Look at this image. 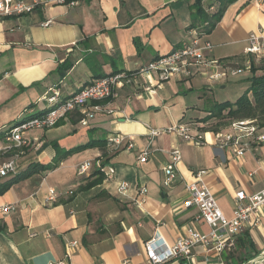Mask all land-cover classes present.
Returning a JSON list of instances; mask_svg holds the SVG:
<instances>
[{
    "label": "crops",
    "instance_id": "0c3cea01",
    "mask_svg": "<svg viewBox=\"0 0 264 264\" xmlns=\"http://www.w3.org/2000/svg\"><path fill=\"white\" fill-rule=\"evenodd\" d=\"M71 1L44 5L24 15L0 16V131L30 110L46 109L45 98L57 91L66 98L100 75L137 71L192 38L189 26L195 0ZM203 3L208 8L213 0ZM258 28L264 30V0H237L205 36L214 45L208 58L220 61L221 66L194 65L191 77H172L161 87L156 76L137 73L131 83L118 88L116 99L104 102L111 113H96L82 125L83 113L78 109L57 126L38 130L41 135L28 136L29 144L17 159L19 167L33 161L51 162L56 155L53 143L70 149L120 134L134 147L114 149L107 143L75 152L55 169L37 173L0 194V264H50L64 258L66 242L73 239L80 245L70 264H145L144 243L156 229L169 244L190 226L207 232L209 226L200 219L199 210L184 205L189 196L184 182L178 179L168 189L162 184L163 166L174 147L182 156L178 174L194 180V173L206 171L203 180L228 218L233 216L238 191L252 194L263 189L264 143L243 156L236 155L234 146L219 147L216 132L230 130V124L203 130L202 143L176 133L150 136V129L204 117L203 107L218 101L215 85L225 88L233 77L250 81L253 72L248 69L235 75L228 72L218 81H212L210 74L243 66L247 39ZM60 64L69 69L59 70ZM191 110L195 114L188 116ZM145 150L148 160L140 162L138 155ZM93 158H102L115 173L110 180L104 177L87 186L95 169L78 175L76 165ZM3 160L0 157V166ZM121 181L130 184L128 197L118 194ZM141 186L146 187V194L140 193ZM50 188L57 190L56 201L51 203L47 201ZM70 190L74 193L69 194ZM136 199L144 201L138 204ZM9 205L15 209L5 210ZM245 233L255 247L247 249L250 258L264 249V217ZM202 259L197 246L186 261L163 264H201ZM246 259L242 250L235 256L226 250L213 256L212 264H241Z\"/></svg>",
    "mask_w": 264,
    "mask_h": 264
},
{
    "label": "built area",
    "instance_id": "2783aa9c",
    "mask_svg": "<svg viewBox=\"0 0 264 264\" xmlns=\"http://www.w3.org/2000/svg\"><path fill=\"white\" fill-rule=\"evenodd\" d=\"M73 3L71 0H0V16L24 15L44 5H59ZM49 24L47 21L45 25ZM191 40L172 51L162 54L150 61L146 66L137 71H117L107 76L95 78L84 85L79 91L73 93L64 102L57 104L59 93L49 95L45 98L50 110L45 114L33 118H23L17 124L11 126L0 137V155L6 156L10 153L14 155L2 161L0 166V176H6L16 170L17 159L24 152L23 148L29 144L30 139L23 133L32 128L48 129L55 127L69 114L81 109L83 115L80 118L82 125H87L96 113L108 112L105 101L116 99L119 96L118 88L134 80L137 73L147 74L157 77V86L161 87L162 82L172 77L188 78L193 75V66L202 64L204 66H221L218 60L208 58L213 51L214 45L205 39L198 30L193 29ZM247 57L243 66L230 67L225 72L214 71L210 74L212 81H218L226 77L228 72L235 75L245 69L251 70L253 61L264 60V30L258 28L249 34L247 46L244 49ZM146 90L154 91L152 86H146ZM33 113V110H30ZM202 123L194 121H182L178 124L150 129L151 138L161 133H176L185 140L196 143L203 142ZM264 127L259 125L256 119L236 120L230 124V130L217 131L216 138L219 147L234 146L236 155L243 156L245 151L254 149L256 151L260 143H264ZM195 130V131H194ZM108 142L116 148L124 145L127 149H132L134 144L127 141L125 135L112 134L108 137ZM149 152L143 151L138 155L140 162L148 160ZM182 159L181 151L174 147L170 151V160L163 166L164 179L162 184L165 188H171L173 184L181 179L184 182L189 196L184 201L186 207L195 206L199 210L200 219L209 226L207 232H201L194 227H188L186 233L173 243L169 244L164 236L156 229L154 236L145 241L144 248L147 253L145 264H163L173 259L186 261L189 259L197 246H200L203 253L201 264H212L213 256H220L226 250L236 247L237 238L246 229H253L259 226L261 218L264 217V188L258 192L247 194L240 190L236 194L233 216L228 218L219 207L216 196L210 187L204 182L203 176L206 171L201 170L193 174L194 180L184 179L177 172V167ZM100 169L105 178L110 180L114 177L115 168L104 163L102 158L85 160L76 165L78 175H87L92 169ZM129 182L121 181L118 186V194L128 197ZM146 187H140V193L146 194ZM69 194L74 191L70 190ZM57 190L50 188L47 196L48 202L56 201ZM138 204L143 203V199L135 200ZM15 209L14 205L5 207V210ZM49 233V231H47ZM80 243L77 240L66 242V251L63 259L50 262V264H70L74 251ZM241 264H264V249L260 253L244 260Z\"/></svg>",
    "mask_w": 264,
    "mask_h": 264
},
{
    "label": "trees",
    "instance_id": "16d2710c",
    "mask_svg": "<svg viewBox=\"0 0 264 264\" xmlns=\"http://www.w3.org/2000/svg\"><path fill=\"white\" fill-rule=\"evenodd\" d=\"M236 1L237 0H213V3L209 5L208 8H206L203 3L204 0H195L194 3H192L191 5L192 22L189 26L190 29H196L202 35L211 33L212 30L215 28V26L218 24V22L222 19L227 7ZM215 5H216V9H211L213 11H210V8H213V6ZM135 42L137 45L139 44L137 40ZM62 67L63 65L60 64L58 69L59 70L63 69L64 72L69 69L67 67L65 68ZM251 68H252L251 70L253 72V76L249 81L250 85L245 90V92L237 98V100H235L234 102L215 101L212 106H209L207 115H205L204 117L198 120H189V121L202 123L203 127H201V130H207L206 128L212 130H219L222 127L228 126L233 121L243 120V119H256L259 122V125L261 127H264V60H261L260 62L253 61ZM259 71L261 73H257ZM109 74L100 75L97 78L102 76H107ZM57 92L59 93V99L57 104L64 102L68 97H70L73 94L72 93L70 96L66 98H62L60 91ZM49 108H51L50 105H48L46 109L28 114L24 118H33L45 114L50 110ZM211 120L217 121L216 127H207L208 125L206 124H209V122L211 123ZM15 124H17V122H15L13 125ZM6 131L7 129L4 131H0V137ZM27 139H29V137ZM107 141L108 138L91 139L85 144L70 149H62L61 147H59L57 143H53V146L56 149V155L54 156L51 162L41 163L39 161H33L30 162L25 168L19 167L17 165L15 171L0 178V194H4L13 185L28 179L37 173L46 170L55 169L64 159H66L69 155L75 152H79L81 150L91 148L94 146L105 147L107 143H109ZM114 149H118V148L115 147ZM14 153L15 152L10 153L6 156L0 155V157H3V159L5 160L7 158L12 157ZM91 176H93L94 179L90 180L87 186L97 184L100 181H102V179L105 177L104 173L100 169H95V171L91 174ZM248 248L255 249L252 238L248 235V233H245L237 239L236 248L231 249L230 251L231 254L233 253V256H235V252L242 250L243 255L247 253V256L249 258L247 252Z\"/></svg>",
    "mask_w": 264,
    "mask_h": 264
},
{
    "label": "rangeland",
    "instance_id": "374dc122",
    "mask_svg": "<svg viewBox=\"0 0 264 264\" xmlns=\"http://www.w3.org/2000/svg\"><path fill=\"white\" fill-rule=\"evenodd\" d=\"M258 73H261L260 71ZM242 77H233L232 80L229 83H226V87L222 88L221 84L220 85H215L214 90L216 91L215 93V98L221 102V101H231L234 102L235 100H237V98L239 96H241L245 90L249 87L250 83L247 80H240ZM208 105L206 104L203 107V112L202 114L205 116L208 114ZM192 111L195 110H191V112L188 113V116H190L191 114H195L192 113ZM199 118H196L194 120H198ZM60 123V122H59ZM217 121L216 120H211V123L209 122L208 127H216ZM41 128H32L29 130H26L23 134L25 136H36V135H41ZM110 144V143H109ZM111 145V144H110ZM27 148L24 147L23 151H25ZM23 161V159L21 158L18 163H21Z\"/></svg>",
    "mask_w": 264,
    "mask_h": 264
},
{
    "label": "water",
    "instance_id": "95a60500",
    "mask_svg": "<svg viewBox=\"0 0 264 264\" xmlns=\"http://www.w3.org/2000/svg\"><path fill=\"white\" fill-rule=\"evenodd\" d=\"M183 264H188V263H183Z\"/></svg>",
    "mask_w": 264,
    "mask_h": 264
}]
</instances>
